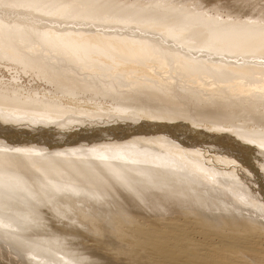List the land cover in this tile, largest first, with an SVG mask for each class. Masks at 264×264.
<instances>
[{
    "label": "bare ground",
    "instance_id": "bare-ground-1",
    "mask_svg": "<svg viewBox=\"0 0 264 264\" xmlns=\"http://www.w3.org/2000/svg\"><path fill=\"white\" fill-rule=\"evenodd\" d=\"M39 2L9 4L101 31L0 17V61L50 87L0 90V249L17 264H264V25ZM169 63L205 78L174 85ZM220 102L233 109L208 110Z\"/></svg>",
    "mask_w": 264,
    "mask_h": 264
},
{
    "label": "rangeland",
    "instance_id": "rangeland-1",
    "mask_svg": "<svg viewBox=\"0 0 264 264\" xmlns=\"http://www.w3.org/2000/svg\"><path fill=\"white\" fill-rule=\"evenodd\" d=\"M10 1H13V0H9L8 2L4 4H0V17L3 16L4 20L7 23H17L16 25H20L27 29H33L30 26H28V25H31V26H39V27H42L43 29H52V27H57L59 30L63 32H68L71 29L80 30V29H92V28L95 31H101V28H94L92 25L83 26L84 24L88 23L85 21L73 20L69 18H64V19L55 18L54 20V18L51 16L44 15L39 12H31V10L29 9H28L29 11H24V9L27 10L26 7L25 8L24 7H14V6L12 7L11 4H9ZM46 1L44 0L45 3L44 2L37 3V6L38 7L43 6L42 3H44V5L47 6V8L54 9L56 7L54 6L55 4L50 6L49 4H47ZM105 1L109 3L112 7L117 8V9H121V8L126 9V8L131 7L132 8L131 12L133 13L139 14L142 11H148L152 14H166L171 19L184 20L187 22H189L190 20L196 17V19H202L205 21H209L207 23H204V24H209V25L216 24L217 22H224V23H229V24L240 23V22H243V23L244 22H249V23L255 22L259 25H264V0H105ZM20 8L22 10H20ZM50 9H47V10H50ZM203 11L205 12L204 14H203ZM108 13H111V12H108ZM108 13L107 15H109ZM91 22H95V21H91ZM99 23L105 24V25L97 24L99 26L105 27L106 29H103V31L105 32H115L116 31L119 34H121L122 32L130 34L129 32H132L130 34V36L132 37L135 36L134 34L144 33L143 31L140 30L141 25L136 24V23L121 24L116 20H108L106 22L99 21ZM204 24L201 23L200 25V23H196L195 25H198V26L200 25V27L204 28L202 26ZM195 25H193V27H195ZM145 34H144L145 36L152 37L148 35L147 33ZM170 44L171 43H169L168 45L170 46ZM211 58L219 60L222 57L213 56ZM229 61L234 62L233 60H229ZM244 62H252V61L245 60ZM42 63L44 64L46 62H42ZM36 65L37 64L34 63L32 66L36 67ZM144 65L148 66V64H144ZM150 65L156 66L154 63H151ZM48 66L51 69L50 72L55 71L53 72V74L57 73V75L65 74L66 76H71L70 74L65 73V72H68L69 70L74 69V66L70 63H59L55 61H50ZM175 67H176L175 64L169 63V67L167 69V71L169 70L167 74L168 75L170 74V76L172 77V80L174 79L173 80L174 85H178V86L185 85V87H187L188 85L190 86V83L192 81H196V78H201V79L203 77L205 78V76H199L196 74L187 76L185 74L180 73L177 70L175 71ZM130 75L132 76L134 74H130ZM140 79L142 80V78ZM215 79H217V77H215ZM0 90H4L7 93L17 92L18 94L15 93L16 95L25 96V95H33L35 92L42 93L44 90L49 91L50 87L49 85L44 84L42 80L38 79L35 71L26 69L22 66H19L18 64H12L10 61L3 59L0 61ZM21 96L19 97L22 99H25ZM153 98L154 97H150L149 99L151 100ZM4 101L9 102V100L7 99H4ZM193 108L198 110L199 108H202V107L199 105H196ZM232 109L233 107L228 106V108H226L223 105V103L220 102L218 106H214L212 107V109H208V110H210L213 113V112H220V111L226 112ZM0 112H2L1 109H0ZM10 112L15 113L13 109H11ZM26 112H29V111H26ZM120 119H122V117H120ZM121 127H123V125L119 126V128ZM5 128L6 127L3 125L2 128L0 127V130L4 131L6 130ZM53 133L58 134L56 131H53ZM14 135H17V134H14ZM32 135H35V133H32ZM49 135H53V134L49 133ZM3 248H1L2 250L0 249V264H11L12 260L9 261L10 257L11 259H13L14 257V259L16 258L18 260V258L15 257V255L12 253H9L10 256L8 255L9 256L8 257L7 249L6 250L4 249L7 252L5 254L3 253L6 256V258L3 257L4 255L2 256L1 254V252H5ZM104 256L101 258H103L108 263L110 264L118 263V261L111 260V258L110 257L107 258V256H105L106 257L105 258ZM16 259L12 261V264H17L15 262L20 263V261H16ZM119 264H123V263H119Z\"/></svg>",
    "mask_w": 264,
    "mask_h": 264
}]
</instances>
